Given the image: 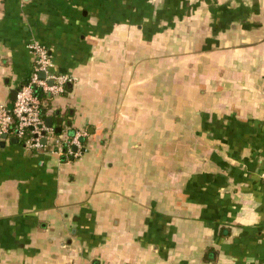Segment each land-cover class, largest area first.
<instances>
[{
	"label": "crops",
	"instance_id": "obj_1",
	"mask_svg": "<svg viewBox=\"0 0 264 264\" xmlns=\"http://www.w3.org/2000/svg\"><path fill=\"white\" fill-rule=\"evenodd\" d=\"M32 41L72 81L0 138V264H264V0H0L2 106Z\"/></svg>",
	"mask_w": 264,
	"mask_h": 264
},
{
	"label": "built area",
	"instance_id": "obj_2",
	"mask_svg": "<svg viewBox=\"0 0 264 264\" xmlns=\"http://www.w3.org/2000/svg\"><path fill=\"white\" fill-rule=\"evenodd\" d=\"M27 50L32 58L31 73L28 80L17 87L12 106L0 105V138L13 136L25 148L39 149L45 133L50 131L42 118L40 96L61 94L72 80L70 76L51 72V57L43 45L32 41ZM83 135L82 132H75L70 140L58 139L56 154L65 159L80 156L85 151L82 147Z\"/></svg>",
	"mask_w": 264,
	"mask_h": 264
},
{
	"label": "trees",
	"instance_id": "obj_3",
	"mask_svg": "<svg viewBox=\"0 0 264 264\" xmlns=\"http://www.w3.org/2000/svg\"><path fill=\"white\" fill-rule=\"evenodd\" d=\"M40 101H41V113H42V118L43 119H46V115H45V113H46V111L50 108V104H49V102H48V100H47V98H46V96L45 95H43L42 94V96H40ZM68 124V126H69V123H67ZM73 133H74V131L71 129V128H69L68 130H67V140H70L72 137H73Z\"/></svg>",
	"mask_w": 264,
	"mask_h": 264
},
{
	"label": "water",
	"instance_id": "obj_4",
	"mask_svg": "<svg viewBox=\"0 0 264 264\" xmlns=\"http://www.w3.org/2000/svg\"><path fill=\"white\" fill-rule=\"evenodd\" d=\"M40 76L42 78L44 77L43 74H41ZM15 95H16V90H12L11 93H10V96H11V100L12 101H14ZM51 123H52V119L50 117L45 119V126H46V128H50L51 127ZM58 124H60V120L58 121ZM56 132H59V130H56ZM2 138L5 139L6 136H2ZM12 141L15 142V143L17 142L16 139H13ZM42 144H45V140L44 139L42 140ZM73 150H74V148H73Z\"/></svg>",
	"mask_w": 264,
	"mask_h": 264
}]
</instances>
